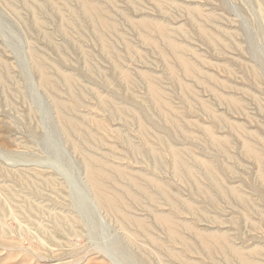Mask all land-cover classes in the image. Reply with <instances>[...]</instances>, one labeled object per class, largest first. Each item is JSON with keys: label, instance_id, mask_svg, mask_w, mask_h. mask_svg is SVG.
I'll return each instance as SVG.
<instances>
[{"label": "rangeland", "instance_id": "rangeland-1", "mask_svg": "<svg viewBox=\"0 0 264 264\" xmlns=\"http://www.w3.org/2000/svg\"><path fill=\"white\" fill-rule=\"evenodd\" d=\"M1 1H7V2H4L2 4ZM1 1H0V56L3 59H5L7 61V63L9 64V68H10L11 73L15 79L14 81H16V82H13V81L10 82L9 80H5L4 83H7V84L8 83L9 84L14 83L17 85L16 87L19 90L15 89L16 92H14V91H11L9 89H7V90L6 89H0V197H1L0 198V210L2 208L6 211L5 214L9 213L7 215L4 214L1 216L0 264H163L165 262H167V263L171 262L170 264H175V262L173 260H171L170 257L165 256L164 253H162V251L156 249L157 254L159 256L158 258L160 260L162 259L161 261L163 262V263H159V261H158L159 259H157V255L155 256L156 251L152 247H149V249H153L154 256H153V254L150 255L147 252H145V253L139 252L137 248H138V245L144 241L143 239H141L142 237L139 236L140 237L139 240H135V239H133V237H129V235L124 230L118 228L115 224H113L107 220H105L104 221L105 223L102 224L103 219L97 214V212L95 213V211L92 209V205H91L92 204L91 203L92 202V195H91V193H89L90 189L88 188L89 186H88L87 182H85L86 181L85 180L86 179V175H85L86 173H84L85 172V166H84L85 164H83L84 162H83L82 158L80 157V155L78 153H76L75 150L72 149L73 148L72 145H70L69 141H67L68 139H67L66 135H64V132L61 130L62 129L61 127H63V126H61L62 124L58 125L59 121H58V117L56 115L57 113L55 112V110L53 111L54 104H53V101H52L50 95H48L45 92V90L41 88L39 82L37 81L38 79H37L36 75L31 73V70L29 69V65L27 63H29L30 58L27 56L30 54L29 53L30 51H28V49H34L36 52L41 54V57L44 56L45 62H47L49 64L48 61H50V63L53 64L52 68L54 69V71L56 73L53 72L52 68H50V70H51L50 74L53 73V78H54L53 80H54V83L56 84V86L58 88V94H56V96H58V98H61L63 100L69 101V103H72V102L74 103L75 102L74 96L76 95L77 97H79V99H77V97H76V101H78V100L81 101V102H79V101L78 102L83 103L84 107L86 104L89 106L91 105L90 107H92V106L95 107V101L93 100V96H91L92 94L91 95L89 94V93H92L91 91H95V90H97V91L99 90L98 92L102 93V95H104V96H106L107 93L109 94L110 92H113V93L118 92L119 95H121L122 97L128 96V94L126 93L128 91V93L130 92L129 94H131V98L134 101V103H141L144 100L148 101V96H147L146 89H145L146 88L145 87L146 82L140 77V73H141L140 71H143V73H144V74L141 73V75H146V74L150 75V73H151L152 76L150 75V79L155 80V82H154V80L153 81L150 80L151 83L153 82L152 84H154V83L158 84V86H156V87L159 90L161 89L160 90L161 92L158 90L160 92V94L162 92L165 93V94L162 93L165 96L161 94V97L164 98L163 100L166 103H168L166 105L168 106L169 104L173 103L171 105V107L174 106L172 108L173 111L175 113L178 111V113L177 114H175L174 112L171 113L170 111H172V110H170V108H171L170 106L168 107L169 109L168 108L164 109V107H166V106L162 107L161 111L164 109L163 112L164 111L166 112V114L168 115V119H170L172 117L171 118L172 120H174V119L177 120L178 125H181V128H182V130H181V132H179V134H177V133L172 134L171 133L169 136L168 135L165 136V138L169 137V139H170V140H168L169 142H172V144L174 143L173 145L174 146L176 145L175 147H177V148L179 147L178 148L179 150L186 152L185 158L188 159V157H189L188 161L190 160L189 161L190 164L192 163L193 165H195V162H196L197 166H198L197 170L200 171V173H201V167L198 164H200L202 161L203 162L206 161V163H209L210 165H212L211 168H213V169H212L211 173H212L213 177L218 178L220 176L218 178V180L216 178L217 182L221 178V180L219 181L220 186H223L224 188L227 186H230V187H233L234 189H236L239 194H243L245 192L244 194L247 195V197L244 194L242 195L244 198L246 197L245 199L248 202V205H246L244 207H241L240 205H238V203L233 201V199H229V202L220 199L218 207L221 210V212L219 211L217 213H213V211H211L212 215L216 216L217 219L219 220V222H222V224L219 226V228L224 230V231L229 229V231H227V233L229 232L228 233V236H229L228 239L229 240L231 239V241H234L235 244L238 243V241L240 240L238 244L240 246H243L242 243L247 244V245L244 244L245 248H249L248 246L250 244H251V246L252 245L255 246V243H258L259 245L261 244L260 247L263 250L262 253H263V257H264V226H263L264 222L261 220V217H264V213H263L264 212V187H263L264 186V181H263L264 180V173H263V171H264V158H263V156H264V149H263L264 148V32H263L264 27L263 26L264 25H261V24H264V0H219V1L218 0H172L171 2H170V0H166V2L168 1L171 4H173L174 6H176V8L179 7L178 9H180V10L176 9L175 7H172L173 5H171L170 3L166 4L165 1H164L165 2V4H164L163 0L162 1L157 0V2H156V0H154V2L152 0L151 1L150 0L149 1L148 0H131V1L128 0L131 3H128L127 0H114V1H116L115 4H114L113 0H110L113 2L114 5L112 4V2H110L108 0L107 1L102 0V2H101L102 4L103 3H106V5L109 3L112 4V5L109 4L112 7L107 5L109 7V10H111L110 17L108 16L107 21H110L111 26L115 25V23H114L115 21L118 22V23L116 22V25L114 27H111L109 29L106 27V29H108L107 30L108 34H107V31H105L106 29L104 30L103 27L100 28L98 26V28H100L98 32L100 34H101V32H103L100 35V36H102L101 41L103 40V42H104V38H105V40L108 39L107 41H109V42L106 41L107 43L104 42V43H106L105 45H107V46L110 45V47H108V51L111 52L109 56L105 55L106 52L108 53V51H106V50H105L106 52L101 51L100 45L102 42L99 39L95 40L93 38L92 30L91 29L89 30V27H87L85 24H82L83 27L80 26L83 29L82 30L79 27V25H81L80 23H78V25L75 24L78 27H74L72 25L73 24L72 21L69 20V18H67V17H65L66 19L64 18L63 20L66 23L70 21V23H72V24H66L60 18L58 19L56 14H55L56 17H52V16L49 17V15L47 17L42 15L43 16L42 17L41 15H38L39 17H37L36 19L39 21H36V22L41 23L39 25L45 24V25H43L45 27V29H42V31H43V33H45V32L48 33V31H49L50 39H51L50 42L51 41L54 42V43H52V46H51L50 42L48 43V42H44V40H42V38H41L42 36H40V34L36 35L35 34L36 32L34 30L26 27L24 22H26V21L28 22L29 18L23 12H20V14L16 13V15H15V12L12 9H9V10L7 9V7L11 8L12 5H13V7L20 8L21 3L14 2V1L11 2L8 0H1ZM134 1L135 2L137 1V3H135ZM158 1H160V2H158ZM151 2H153V3H151ZM155 2L158 4L160 3L159 4L160 6H161V4L162 5L164 4L163 5L164 9L163 8L161 9L160 6H158V4H156ZM172 2H174L175 4ZM177 2L178 3L180 2L181 4L178 5ZM11 3H13V4H11ZM50 3H52V2H50ZM53 3H54V0H53ZM182 3H184V4H182ZM185 3H186V5H185ZM3 5H6V6H3ZM167 5L169 6L168 8H167ZM115 6H117L118 9H120L122 11L116 10L117 7H115ZM186 6L188 8L190 7V9H186L187 8ZM184 7H186V8H184ZM165 8L169 9V10H167L169 15H168V13H166ZM170 8H171V10H170ZM182 8H184V10ZM201 9H203L202 13H201ZM112 10H114L115 13H113L114 11H112ZM157 10L159 11V14H158ZM174 10H176V11H174ZM186 10H189V11L187 12ZM195 10L197 12H195ZM177 11H179V12H177ZM198 11L200 13L199 16H197ZM123 12H124V15H121V14H123ZM184 12L186 15L184 14ZM11 13L14 15H12ZM145 14L148 17L150 16L149 17L151 19L150 21L156 20V22H158L160 25L162 23V28H163V26L165 28V29H163L164 32L159 34L160 31L158 30L159 31V33H158V31L154 30L155 27L153 25H148L146 27L145 26H143V27L139 26L141 28V30H140L138 28L137 24L139 25V23L141 21H143V20L145 21L146 19H147V21H149V18H147L145 16ZM188 14H190V16H188ZM194 14H196V17H198V18L195 17V22H194V16H195ZM201 15L203 17H201ZM123 16H125V17L128 16V17H126V18L124 17V19H123ZM191 16H193V19L191 18ZM224 16H226V17H224ZM111 17L113 19H111ZM139 17L142 19H140ZM145 17H146V19H145ZM154 17H155V19H154ZM212 17H214L213 18L214 21L212 20ZM216 17L217 18L219 17V18L215 19ZM41 18L43 20H41ZM128 18H130V20L136 19L135 21H137L138 23L133 22V21H130V23H129V21H127ZM157 18H158V21H157ZM108 19H111V20H108ZM230 19L233 22H231ZM45 20H47V21H45ZM58 20H59V22H58ZM125 20H126L127 24L125 23ZM219 20H221L223 22H219ZM228 20H230L229 21L230 23L228 22ZM61 21H63V22H61ZM131 22L135 23L134 25H135V27L137 26V28H136L137 30L134 28L132 31L133 27H132ZM164 22H166V25ZM20 23H21V25H20ZM22 23H23V25H22ZM60 23L61 24L63 23L65 25V27H64V25H61ZM57 24H58V26L60 25V26H63L65 28L62 31H60L62 33L58 32L60 26L58 27ZM203 24H204V27L207 28V30L205 32L211 31L213 33V34L211 33L212 35L210 34L211 35L210 39H212L216 42V43H214L215 52H219L220 54L219 53L215 54L213 46H211L210 43L208 44V41H206L208 39H205L206 36L203 33L204 31H202L204 29L202 27ZM66 25H68V26H66ZM160 25H159V27H161ZM197 25H200V30H198L199 27ZM217 25H218V27H217ZM56 26L58 27V29ZM221 26L224 27V28H222V30L226 29L227 33L226 32L224 33V31H222V30L221 31L217 30L218 28L221 29ZM24 27L26 30L24 29ZM130 27H131V29H129ZM147 27H149V30ZM195 27L197 29H195ZM98 28H96V29H98ZM112 28L115 29L114 33L112 32V31H114V30H112ZM144 28L147 29L148 31L145 30ZM68 29H69V31H68ZM44 30H45V32H44ZM100 30H101V32H100ZM134 30H135V32H134ZM228 30H229V32H228ZM232 30H233V33H232ZM42 31H41V34H42ZM104 31L106 32L105 34H104ZM149 31L152 33L155 31L153 33V38L152 37L151 38H152V40H154V39H155V41L157 40L159 42L158 43L156 41L158 43V45L154 41L151 42L150 35L152 33H150ZM67 32H70V34L72 36L68 35L69 33H67ZM118 32L121 35L117 34ZM201 32L204 34V36H202ZM49 33H48V35H49ZM140 33L142 35L144 34L143 36L146 37L145 40L140 39L142 37L140 35ZM146 33H147V35H146ZM157 33H158V35H157ZM76 34H77V36H76ZM122 34L125 37H123ZM168 34H170V35H168ZM214 34H216V35L218 34L217 35L218 37ZM160 35H162V38ZM166 35H168L169 38H167L168 36H166ZM229 35H230V38L228 37ZM68 36L70 37V39ZM121 36H122V38H121ZM224 36H225V38H224ZM239 36H241V37H239ZM71 37L73 39L75 38V40H77L78 42H74L75 40L73 41V39ZM82 37H83V39H82ZM156 37L160 38V41ZM211 37H213V38H211ZM149 38H150V41H147V40H149ZM180 38H181V41H180ZM207 38H209V34L207 35ZM183 39H185V40H183ZM162 40H164V41H162ZM166 40L173 41L179 48L181 47V50L184 53L186 52V54H184L181 50H179L177 55L179 54L180 57L182 56L181 57L182 59H184V57H186L185 59L188 62H186L185 59H184V61L187 64H189V66H190L189 71L192 69L190 71V73L185 74L184 70L180 67V65H178L179 64L178 61L175 59V57L171 53V51L166 47V43H165ZM176 40H177V42H176ZM231 40H232V42H231ZM62 41H63V43H62ZM121 41L122 42L124 41L127 43L125 44V43H122ZM146 41L148 42L147 44H146ZM113 42H115V43H113ZM143 42H145V44ZM108 43H110V44H108ZM128 43H129V46L131 45V48H128V50H127V47H125V46H127ZM160 43L163 44L162 46L165 50L161 47ZM238 44L240 46H238ZM34 45L36 46V48ZM152 45H155L156 47H159L162 51H164L163 53L165 54V56L163 54L160 55L161 50H159L158 48H155V46L152 47ZM217 45L218 46L221 45L224 47L226 46V48L223 47L225 49L224 50L222 47L218 48ZM234 45L236 48L234 47ZM75 46H77V47H75ZM80 46H81V48H80ZM29 47H33V48H29ZM77 48H78V51H77ZM114 48H116L117 50ZM82 49H84V50H82ZM85 49H87L88 51H86ZM216 49H218V50H216ZM228 49H231V50H228ZM132 50H134L135 52L132 53ZM191 50H192V52H191ZM212 50H213V52H211ZM84 51L88 52V53L85 54ZM166 51L168 52V54ZM155 52L156 53L158 52V53L155 54ZM223 53L224 54L226 53V54L224 55ZM63 55H65L69 60L66 57H64ZM87 55H88V57L90 56L91 60H90V58L85 59V56L87 57ZM125 55H126V57H125ZM185 55H187V56H185ZM197 55H199V56H197ZM92 56H94V57H92ZM111 56H113L112 59H111ZM167 56L169 59L166 58ZM114 57L117 58V60H115ZM236 57L239 60L235 59ZM82 58L85 60V62H84V60H81ZM93 58H95V59H93ZM198 58L200 59V61ZM201 58H202V60L206 59L205 60L206 64H204L205 61H201ZM63 59H65V60H63ZM113 60H115V62H113ZM209 60L211 62L207 63V61H209ZM9 61H10V63H9ZM70 61H72V62H70ZM160 61H162V63ZM169 61H170V63H169ZM202 62H203V64H202ZM86 63L89 64L88 67H87ZM115 63H117V64H115ZM220 63H222V64H220ZM223 63H225V64H223ZM249 63L256 64V65H253V67H252V65ZM85 64H86V66H85ZM147 64H149V65H147ZM208 64H210V65H208ZM93 65H95V66H93ZM116 65H118V66H116ZM169 65L171 67H169ZM197 65H199L200 67ZM249 65H251V67ZM54 66L58 67V69H60V70H57V68H54ZM178 66H179V68H178ZM192 66L194 67V69ZM118 67H122V68L119 69ZM174 67L176 70L174 69ZM169 69H171V71H173V74H174L173 77L170 75ZM180 69H182L184 74L181 73L182 71ZM127 70L129 71L128 72L129 75L127 74ZM203 70L205 72H203ZM58 71H59V73H61V72L66 73V71L69 72V74L68 73L67 74L70 75L73 80H75V81L72 80L74 82V84L76 85L74 87L72 86L73 89L75 90V91L73 90L74 96L73 95L71 96L72 99L71 98L69 99V97L65 94L64 86L66 84L62 83L63 80L60 79L61 77L56 76V74L58 75ZM96 71H98V72H96ZM100 71H102L103 73ZM121 71H123V72L125 71L123 74L124 75L126 74L129 78V80H127V84L131 83V85H132L134 83L132 85V87H130L131 85L129 87L126 86L125 83L122 81L121 76L123 74ZM144 71H146V72H144ZM175 71L177 74L174 73ZM195 71H196V73H195ZM198 71H199V73H197ZM249 71H250V74H249ZM90 72H92L93 74ZM191 72L195 75L191 74ZM200 72L202 73L201 74L202 76L200 75ZM83 73L86 74V77H83V75H82ZM251 73L255 76V78L257 77L258 80L255 79ZM101 75H103L104 78ZM192 75L194 76V78L193 77L192 78L195 80L196 84L193 82L194 80H192V82L190 81V79H192V78H190ZM130 76L133 77L132 80L135 79L136 81L135 80L132 81ZM169 76H171V78ZM186 76L189 78H187ZM200 76H201V78H200ZM174 77H176V78H174ZM198 77L200 78V81H199ZM252 77H253V79H252ZM207 78H209V79H207ZM86 79H94V82H92V84L90 82L87 83ZM108 79H112L113 83H111L107 87V89L102 88V87H100L98 89L97 85L99 83L104 82V81L106 82ZM119 79H121V82ZM159 79L162 80L163 82L159 81ZM202 79H203V81H202ZM176 80H177V83H178V81H180L183 86L180 87L178 85H175V84H177ZM261 80H263V82ZM36 81L38 83H36ZM160 82H161V84H160ZM204 82L206 84H203ZM78 83H80V84H78ZM197 83H198V85H197ZM83 84H85L86 86L85 85L83 86ZM137 84H139V85H137ZM157 84H155V85H157ZM188 84L191 86L190 88H189ZM224 84H226V86ZM140 85H141V87H140ZM160 85H161V87H160ZM162 85H163V87H162ZM194 85H197V87ZM82 86L85 89H83ZM172 86H173V89H172ZM75 87H76V89H75ZM185 87H188L189 90H191V88L193 87L192 89H194V90L189 91V90L185 89V91H183ZM241 87H243V89ZM12 88L14 89L15 87H12ZM21 88H22V90H21ZM177 88H178V90H177ZM215 88H216V91H213ZM244 88L247 89V92L244 91L245 90ZM218 89H220V90L223 89V90L219 91ZM81 90L84 92V94L87 96V98L85 96L83 97L82 92H81V95H79L80 94L79 91H81ZM7 91H9L12 95ZM180 91L182 92V98L180 97V94H181ZM186 91L189 93L191 92V93L190 94L186 93ZM196 91H198L199 93ZM210 91H212L213 93L215 92V93L213 94ZM144 92H145V94H144ZM183 92L185 93L186 97L188 96L187 97L188 99L192 96L191 98H194V100L190 98L189 99L191 101L190 102L184 96ZM192 92H194V93H192ZM218 92H221V93L219 94ZM14 93H15V95H14ZM177 93H180V94L177 95ZM19 94H20V96H19ZM186 94H188V95H186ZM215 94L216 95L218 94V96H215ZM88 95H89V97H88ZM80 96H82L85 100L82 99V97H80ZM211 96H212V98H210ZM226 96H227V98H225V100H223L224 99L223 97H226ZM228 96H229V99H228ZM53 97H55V96H52V98ZM178 97H180L181 99ZM199 97L201 98L202 102L206 104L205 107L208 106L206 108H207L208 112L210 111L209 113H207V111L204 112V110L202 109L203 103H199V102H201ZM219 98H220V101H222V102L219 101ZM232 98L233 99L235 98V101L232 102V100H233ZM21 99H22V102H21ZM24 99H25V101H27V103L24 101ZM139 99H141V100H139ZM167 99H168V101H167ZM182 99H184V100H182ZM227 99H228V101L231 100V103L227 102ZM185 101H187L189 103L187 104V102H185ZM226 103L229 104L230 109H228L229 106ZM236 103H239V104L236 105ZM241 103H243L244 106ZM13 104L15 106H13ZM181 105L183 108L181 107ZM188 105H189L190 109H188L186 107ZM193 105H194V107H193ZM234 105H236V106L241 105L240 108H242V111L239 110V106L237 108ZM52 106H53V108H52ZM89 106H87V108H89ZM145 106H146L147 110L149 111L150 116H152V119H154L153 121L156 124L162 125V126L166 127L167 129H170V126L168 127L167 123H165V121H164L165 124L163 123L161 115L157 114L159 112L155 110L154 106L151 105L150 102H145ZM196 106L201 111H199L196 108ZM79 107H81V106H79ZM79 107H77V108H79ZM231 107L233 109H231ZM235 107L237 110H235ZM31 109H33V110H31ZM188 110H190V111H188ZM243 110H245V111L243 112ZM30 111H31V114H30ZM78 111L79 112H77V110L75 112L74 111L68 112V114L70 116L73 115L72 117L78 121L77 125L78 124L79 125L76 127V129L79 128L78 130L83 131V132L89 131L91 134L93 133V135L96 132V135L93 136L94 138H95V136H96V138L97 137L98 138H104V135L102 136L101 132L98 133L97 130L94 129L93 125L95 122H98L99 124H106L105 123L106 116L103 113L96 111V110H92V111H90L91 112L90 113L88 111V109H85L83 107L79 108ZM211 113L214 115L215 118H218V123H217V119L214 120V117ZM91 115H93V116H91ZM177 115L179 116V118ZM226 117L228 118L229 122H227V120H225ZM219 119H220V122H219ZM34 120L36 123L34 122ZM94 120H95V122H94ZM188 120L192 121V122L190 123ZM230 120L232 121V123H230L231 122ZM182 121H185V122H182ZM166 122H168V121H166ZM233 122L237 125H234ZM181 123H184V124H181ZM189 123H190V125H189ZM35 124L38 125V128L40 127L38 129V132L42 137V139H41L42 142L37 143V144H34L30 141V138L27 134V129H26L27 127L35 126ZM89 124H90V126H89ZM200 124H201L202 128H201ZM239 124H240V128L238 127ZM83 125L86 126L85 127L86 130H84L85 128ZM116 125H118V124H116ZM184 125H186V126L183 127ZM229 125H231L232 127ZM203 126L206 128V130L203 129L204 128ZM235 126H236V129H234ZM89 127H90V129H89ZM208 127H210V128H208ZM130 129H132V130H129V132H131L130 134L134 135L135 141L138 140L137 139L138 136L136 135L137 134L136 133L137 127L134 125V126H131ZM242 129L243 130L245 129L246 131H242ZM185 130H188V131L185 132ZM195 130H197V131H195ZM201 131H202V133H200ZM205 131L207 132V134ZM213 131L215 133H213ZM134 132H135V134H134ZM181 133L182 134L184 133L186 135V137L182 136ZM244 133H245V135L247 133V135L244 136ZM152 134L154 135L153 132H152ZM195 135H198V137H194ZM210 136L218 138V139L220 137H223L224 139L221 140V138H220L218 144H219V147H222V148L224 147V149H227V150H224L222 148L219 149L218 144H214L216 147L213 146L212 145L213 143L211 142V140H208V139H211ZM85 138H86L87 143L79 141L76 138V135L74 133L70 134V139L75 143V145H78L79 147L84 146L83 148L87 152L88 151H90L92 153L96 152L95 154L97 156H100V157H104V154L109 152V149L111 148V144L115 143V142H113V140L111 138L105 137V139H104L105 143L104 144H106V145H104V147L101 146L99 151H95L94 148H98L99 147V146H97L98 144H96L93 141V138L92 139L90 137L89 138L85 137ZM193 138L194 139L196 138V140H193ZM198 138H200V139H198ZM226 138L228 140H226ZM190 139H192V140H190ZM154 140H155L154 138L151 139V141H154ZM195 141H198L200 143L195 142ZM249 141L250 142L252 141V143H250ZM253 141H255V143ZM203 143H205L206 146L209 144L210 147L209 146H207L209 148L204 147L205 144L203 145ZM244 143L249 144L251 146L252 150L254 149L253 155L259 156V151H260V153L263 155L262 156L260 154V156H262V157L259 156L260 158H263L262 161H260V159H256V161H255V159H253L251 156L252 154L251 155L249 154V157H248V154H246L244 152V149H243ZM253 143L257 147L255 145H253ZM107 144H108V147H107ZM240 144L242 147L240 146ZM115 145H116V147L119 146V147H117L115 153L121 154V152H119L120 148H121L120 145H118V144H115ZM181 146H183V148ZM262 146H263V148H262ZM91 147L93 149H91ZM154 148L158 149V146H156V147L154 146ZM203 148H204V150H203ZM208 149H210V150H208ZM242 151L244 153H242ZM103 152H105V153H103ZM225 152H227L228 154L227 153L225 154ZM190 155H192V156H190ZM162 158H163L165 164H168V162L170 163V160H169L170 158L165 151L162 153ZM191 159H193V160L195 159V161H193ZM201 159H202V161L200 162ZM251 159H253V160H251ZM107 160L113 162L114 164L123 165L124 167L127 168L128 171L132 169L131 170L132 172H138V171L143 172L144 171V172L151 173V171L149 170L150 168L148 167L147 162L144 165V162L141 163L139 161V163L136 164L135 162L133 163V161L130 162V161H127L124 159H120V160H123V161H120V160H118V158L113 159V160H111V159H107ZM198 160H199V162H197ZM125 162H127V163H125ZM221 162H223V163H221ZM224 163H225V166L227 165V169L224 168L225 167ZM146 166H147V169L145 168ZM21 167L23 169L24 168L25 169L26 168L35 169L36 171H38L44 175H52L55 178L56 191H54V193L52 194V197L49 200L44 198V196H42L41 198H38V199L36 198L35 199L36 205H38V206L40 205L39 208L41 207V209H43V210L49 209L50 213L51 214L54 213V215H61V213H60L61 211L67 210L66 212L68 214H72L73 216L78 217L79 221L83 220L80 222L82 233L79 236L67 237V236H63V235L58 234V233H54V237H52L48 234L41 233L39 231V226L37 225V222H35L33 220L27 221V220L22 219L20 217V214L22 211L17 209L18 207L15 206L13 203H7L6 202L7 199H5V198H7V197H5V196H7L8 193L5 190H3V188H6L4 186L7 184L5 182V178H6V176H8L7 174H14V171L16 173L17 170H19V168L21 170L22 169ZM139 168H140V170H138ZM142 169H143V171H142ZM224 169L228 170L229 173L227 171H225ZM3 170L6 172H4ZM232 170H234V171H232ZM261 170H262V174H261ZM164 171H162V173L164 172L163 175H162V173H156V172H154L152 174L157 175V177H160L164 182L168 181L169 183L173 184L174 180H173L170 172L168 170H164ZM255 171L259 172L260 174L256 173ZM199 175H200V177H198ZM199 175H197V178H196L197 183L200 184L201 186L204 183L207 184L206 179L201 178L202 175H204V174H202V175L199 174ZM215 175H216V177H215ZM255 177L256 178L259 177V179L261 177L262 180L256 179ZM202 179L205 182H203ZM222 181L224 182V184ZM57 182H58V184H57ZM3 184H5V185H3ZM179 186H180L179 188H180L182 195L184 197L185 196L189 197L187 185L180 184ZM204 187L207 188L208 184L204 185ZM58 189H60V190H58ZM1 191L4 194H2ZM249 196H252V197H249ZM2 199H3L4 203H3ZM230 200H231V203H230ZM221 201H223V202H221ZM193 202H195L196 204L200 203V205H201L202 204V198L200 197V199H197ZM234 202H235V204H234ZM247 202H246V204H247ZM251 202H253V203H251ZM254 202L257 204V206ZM2 203L4 204V206ZM6 204L8 207H6ZM220 204H222V205H220ZM233 205H234V207H233ZM248 206H249V208H251L252 211L250 209L246 210L248 208ZM230 207H233V208L231 209ZM256 208H259L260 210L259 209L255 210ZM240 210L243 211L244 214ZM51 211H53V212H51ZM56 211H58V212H56ZM256 211L258 214L257 216H256ZM258 211H260V212H258ZM262 213H263V216H262ZM1 214H2V210H1ZM260 215H261V217H260ZM229 216H233V222L231 221L232 219H229V218H231ZM2 219H4V221ZM100 219H101V221H100ZM234 219H235V222H234ZM251 219H253V221ZM34 220H36V219H34ZM250 220H251V223H250ZM254 220H256V221H254ZM90 222H91V224H90ZM259 224L261 227L257 226ZM261 224H263V225H261ZM199 227L204 228V229H209L210 227H211L210 229H213V227L218 228L217 225L211 226L208 223H206V224L202 223L199 225ZM253 227H254V229H252ZM257 228L259 230H255ZM261 228H262V230H261ZM124 233H126V234H124ZM155 235L158 236L159 234L156 233ZM185 236L191 239V237H189L187 235H185ZM130 238H132V239H130ZM131 240H133L134 243H132ZM138 242H140V243H138ZM144 242L146 244V241H144ZM135 244H138V245H135ZM159 253H161V254H159ZM162 254L164 257H166V261L162 257ZM160 256L162 258H160ZM168 259H170L171 261ZM262 260L264 261V258ZM172 261H173V263H172Z\"/></svg>", "mask_w": 264, "mask_h": 264}, {"label": "bare ground", "instance_id": "bare-ground-1", "mask_svg": "<svg viewBox=\"0 0 264 264\" xmlns=\"http://www.w3.org/2000/svg\"><path fill=\"white\" fill-rule=\"evenodd\" d=\"M1 1V0H0ZM8 1H14V2H19L21 3L20 5V8H16V7H13V5L11 6V8L7 7V9H12L14 12H15V15L16 13H19L20 12H23L28 18H29V21L27 22H24L26 27L29 28V29H32L34 30L37 34H40V36H42V40H44V42H50V33L48 35L47 32H44L42 31V29H45V27L43 25H39L41 23H37L36 21H39L37 20L36 18L39 17L38 15H43V16H48L49 17H58V19L60 18L61 20H63L65 17L69 18V20L72 21V23L69 22H64L66 24H72L74 27H78L76 26L75 24L78 25V23H80L82 26V24H85L87 27H89V30L91 29L92 30V34H93V38L96 40V39H99L101 41V37L100 36L103 32H101V34L98 32L99 29L101 27L104 28V30L106 29V27L109 29L111 27H114L116 25V22L115 21V25L114 26H111L110 25V21H107V18L108 16L110 17V14H111V10H109V7L107 5L111 4H107L106 3H101L102 0H54V3H53V0H8ZM107 1V0H106ZM110 1V0H108ZM114 1V0H113ZM128 1V0H127ZM126 1V2H127ZM131 1V0H130ZM130 1H128V3H131ZM149 1V0H148ZM151 1V0H150ZM154 2V0H152ZM162 1V0H161ZM166 0H163V3L165 4ZM172 0H170L171 2ZM219 1V0H218ZM2 4L4 2H7V1H1ZM52 2V3H50ZM112 2V1H110ZM116 1H114V4H115ZM135 2V1H134ZM151 2V3H153ZM157 2V0H156ZM155 2V3H156ZM160 2V1H158ZM170 2H166L167 3H170ZM133 3V2H132ZM137 3V1L135 2ZM174 3V2H172ZM178 3V2H177ZM1 4V5H2ZM7 4V3H6ZM13 4V3H11ZM113 4V2H112ZM111 4V5H112ZM113 4V5H114ZM158 4V3H156ZM160 4V3H159ZM158 4V6H160ZM163 4V5H164ZM171 4V3H170ZM175 4V3H174ZM181 4L180 2L178 3V5ZM184 4V3H182ZM222 4V3H221ZM8 5V4H7ZM131 5V4H130ZM138 5V4H137ZM161 4L160 8L164 9V6ZM169 5V4H168ZM167 5V8L169 7ZM173 5V4H171ZM186 5V3H185ZM3 6H6V5H3ZM10 6V5H9ZM110 6V5H109ZM132 6V5H131ZM163 6V7H162ZM166 6V5H165ZM182 6V5H181ZM18 7V6H17ZM112 7V6H110ZM117 7V6H115ZM136 7V6H135ZM172 7H175L176 6H172ZM187 7V6H186ZM184 7V8H186ZM6 8V7H5ZM159 8V9H160ZM179 7H177L176 9H178ZM181 8V7H180ZM184 8H182L184 10ZM111 9V8H110ZM166 9V8H165ZM186 9H190V7L186 8ZM116 10H120L118 9V7L116 8ZM167 10L169 9H166V13ZM171 10V8H170ZM180 10V9H178ZM202 10L201 9V13H202ZM11 11V10H10ZM114 11V10H112ZM122 11V10H120ZM132 11V10H131ZM141 11V10H140ZM139 11V12H140ZM158 11V10H157ZM176 11V10H174ZM187 12L189 10H186ZM194 11V10H193ZM206 11V10H205ZM211 11V10H210ZM12 12V11H11ZM179 12V11H177ZM176 12V13H177ZM182 12V11H181ZM195 12H197L195 10ZM212 12V11H211ZM10 13V12H9ZM115 13V11L113 12ZM117 13V12H116ZM122 13V12H121ZM133 13V12H132ZM164 13V12H163ZM175 13V12H174ZM204 13V12H203ZM12 14V13H11ZM56 14V15H55ZM158 14H159V11H158ZM161 14V13H160ZM171 14V13H170ZM185 14V12H184ZM208 14V13H207ZM214 14V13H213ZM222 14V13H221ZM14 15V14H12ZM121 15H124V12L123 14ZM166 15V14H165ZM169 15V13H168ZM186 15V14H185ZM194 22H195V17H196V14H194ZM200 13L198 11V14L197 16H199ZM205 15V14H204ZM42 16V17H43ZM145 16L147 18H149L146 14ZM172 16V15H171ZM188 16H190V14H188ZM221 16V15H220ZM113 17V16H112ZM111 17V19H113ZM122 17V16H121ZM125 16H123V19H124ZM128 17V16H126ZM125 17V18H126ZM145 17V19H146ZM174 17V16H173ZM181 17V16H180ZM201 17H203L201 15ZM215 17V16H214ZM212 17V20L213 18ZM223 17V16H222ZM226 17V16H224ZM140 18V17H139ZM138 18V19H139ZM191 18L193 19V16H191ZM198 18V17H196ZM219 18V17H218ZM217 17L215 19H218ZM18 19V18H17ZM53 19V18H52ZM66 19V18H65ZM111 19H108V20H111ZM142 19V18H140ZM153 19V18H152ZM155 19V17H154ZM153 19V20H154ZM173 19V18H172ZM207 19V18H206ZM221 19V18H220ZM24 20V19H23ZM41 20H43L41 18ZM40 20V21H41ZM68 20V19H67ZM136 20V19H135ZM134 19L130 20V18H128L127 21H133V22H137L135 21ZM151 19L149 18V21H147V19L144 21H141L139 23V25L137 24L138 28L141 30V26H148V25H153L155 27L154 30L158 31L159 34H161L162 32H164L163 28H162V23L161 25L156 22V20L154 21H150ZM161 20V19H160ZM223 20V19H222ZM231 20V19H230ZM228 20V22L230 21ZM47 21V20H45ZM44 21V22H45ZM61 21V22H63ZM113 21V20H112ZM111 21V22H112ZM157 21H158V18H157ZM164 21V20H163ZM190 21V20H189ZM200 21V20H199ZM214 21V20H213ZM217 21V20H216ZM59 22V20H58ZM124 22V21H123ZM132 23V31L133 29L137 28V26L135 27V23ZM169 22V21H168ZM192 22V21H191ZM190 22V23H191ZM201 22V21H200ZM207 22V21H206ZM219 22H223L221 20H219ZM227 22V21H226ZM231 22H233L231 20ZM43 23V22H42ZM46 23V22H45ZM113 23V22H112ZM111 23V24H112ZM118 23V22H117ZM125 23H126V20H125ZM165 25H166V22H164ZM197 23V22H196ZM211 23V22H210ZM216 23V22H215ZM230 23V22H229ZM61 24V23H60ZM127 24V23H126ZM161 27H159V25ZM198 24V23H197ZM201 24V23H200ZM205 24V23H204ZM204 24L202 25V28L204 31L203 33L205 34L206 38L205 39H208L206 41H208V44L210 43L211 46H213L214 48V43H216L214 40L210 39V36L213 34L211 31H207V28L204 27ZM207 24V23H206ZM21 25V23H20ZM23 25V23H22ZM61 25H64L63 23ZM113 25V24H112ZM122 25V24H121ZM120 25V26H121ZM131 25V24H130ZM211 25V24H210ZM261 25H264V24H261ZM48 26V25H47ZM58 26V24H57ZM56 26V27H57ZM60 26V25H59ZM58 26V27H59ZM68 26V25H66ZM98 26L100 28H98ZM140 26V27H139ZM199 28L198 30H200V25H197ZM212 26V25H211ZM23 27V26H22ZM57 27V29H58ZM65 27V25H64ZM63 26H60L59 27V30L58 32L62 31L63 29H65ZM83 27V26H82ZM117 27V26H116ZM151 27V26H150ZM182 27V26H181ZM216 27V26H215ZM218 27V25H217ZM264 27V26H263ZM67 28V27H66ZM69 28V27H68ZM71 28V27H70ZM86 28V27H85ZM98 28V29H96ZM148 30H149V27H147ZM153 28V27H152ZM179 28V27H178ZM222 27L221 26V29H217V30H222ZM226 28V27H225ZM25 29V27H24ZM74 29V28H73ZM80 29H82L80 27ZM108 29H106L105 31H107ZM131 29V27L129 28ZM145 29V28H144ZM151 29V28H150ZM182 29V28H181ZM195 29H197L195 27ZM26 30V29H25ZM71 30V29H70ZM83 30V29H82ZM103 30V29H102ZM111 30V29H110ZM112 31L113 33L115 32V29L112 28ZM137 30V29H136ZM143 30V29H142ZM147 30V29H145ZM147 30V31H148ZM187 30V29H186ZM211 30V29H210ZM263 30V29H262ZM41 31H42V34H41ZM55 31V30H54ZM67 31V30H66ZM69 31V29H68ZM74 31V30H73ZM104 31V34L106 33ZM144 31V30H143ZM142 31V32H143ZM174 31V30H173ZM179 31V30H178ZM219 31V32H220ZM224 31V33L226 31V29L222 30ZM231 31V30H230ZM30 32V31H29ZM64 32V31H63ZM76 32V31H75ZM135 32V30H134ZM137 32V31H136ZM150 32V31H149ZM155 32V31H154ZM153 32V33H154ZM198 32V31H197ZM209 32V33H208ZM229 32V30H228ZM235 32V31H234ZM264 32V30H263ZM56 33V32H55ZM62 33V32H60ZM59 33V34H60ZM69 33L68 35H71L70 32H67ZM148 33V32H147ZM146 33V35H147ZM152 33V32H150ZM153 33L150 35V38L152 37L153 38ZM157 33V35H158ZM182 33V32H181ZM199 33V32H198ZM202 33V32H201ZM200 33V34H201ZM202 33V36H204V34ZM209 34V38H207V35ZM212 33V34H211ZM221 33V32H220ZM232 33H233V30H232ZM236 33V32H235ZM234 33V34H235ZM65 34V33H64ZM79 34V33H78ZM107 34H108V31H107ZM119 34V32L117 33ZM211 34V35H210ZM233 34V35H234ZM52 35V34H51ZM88 35V34H87ZM116 35V34H115ZM121 35V34H119ZM140 36L141 38L140 39H144L145 40V36H143L141 33H140ZM148 35V36H149ZM156 35V34H155ZM156 35V36H157ZM170 35V34H168ZM166 35V36H168ZM216 35V34H214ZM218 35V34H217ZM216 35V36H217ZM228 35V34H227ZM67 36V35H66ZM72 36V35H71ZM77 36V34H76ZM82 36V35H81ZM89 36V35H88ZM104 36V35H103ZM107 36V35H106ZM105 36V37H106ZM112 36V35H111ZM123 36V34H122ZM121 36V38H122ZM147 36V37H148ZM161 38H162V35H160ZM179 36V35H178ZM53 37V36H52ZM69 37V36H68ZM67 37V38H68ZM79 37V36H78ZM84 37V36H83ZM82 37V39H83ZM125 37V36H123ZM144 37V38H143ZM173 37V36H172ZM214 37V36H213ZM211 37V38H213ZM218 37V36H217ZM223 37V36H222ZM221 37V38H222ZM230 38V35L228 36ZM241 37V36H239ZM40 38V39H41ZM72 38V37H71ZM89 38V37H88ZM119 38V37H118ZM150 38L149 40L147 41H150ZM151 38V42L154 41L155 43H157L154 40H152ZM157 38V37H156ZM169 38V36L167 37ZM171 38V37H170ZM179 38V37H178ZM216 38V37H215ZM225 38V36H224ZM227 38V37H226ZM70 39V37H69ZM73 39V38H72ZM71 39V40H72ZM91 39V38H90ZM120 39V38H119ZM148 39V38H147ZM159 39L160 41V38H157ZM165 39V38H164ZM75 40V38L73 39V41ZM108 39L105 40L104 38V42H106ZM172 40V39H171ZM169 41V40H166V47L171 51V53L174 55L175 59L178 61V65H180V67L184 70L185 74L187 73H190V66L189 64H187L186 62H188L184 57V59L186 60V62L184 61V59H182L180 57V55L178 53L179 50H181V47L179 48L173 41ZM185 40V39H183ZM222 40V39H221ZM226 40V39H225ZM230 40V39H229ZM85 41V40H84ZM98 41V40H97ZM120 41V40H119ZM146 41V44L148 43ZM164 41V40H162ZM161 41V42H162ZM175 41V40H174ZM180 41H181V38H180ZM205 41V40H204ZM74 42H78L77 40H75ZM101 51H108V47L107 45H105L106 43L103 42V40L101 41ZM122 42V41H121ZM129 42V41H128ZM139 42V41H138ZM177 42V40H176ZM218 42V41H217ZM232 42V40H231ZM250 42V41H249ZM35 43V42H34ZM51 43V46H52V43L54 42H50ZM63 43V41H62ZM82 43V42H81ZM115 43V42H113ZM122 43H127V42H122ZM142 43V42H141ZM145 44V42H143ZM154 43V44H155ZM159 43V42H158ZM157 43V45H158ZM238 43V42H237ZM236 43V44H237ZM73 44V43H72ZM110 44V43H108ZM112 44V43H111ZM219 44V43H218ZM234 44V43H233ZM240 44V43H239ZM238 44V46H240ZM251 44V43H250ZM26 45V44H25ZM36 45V44H35ZM34 45V46H35ZM62 45V44H61ZM80 45V44H79ZM98 45V46H99ZM143 45V44H142ZM151 45V44H150ZM161 47L163 48V44L160 43ZM216 45V44H215ZM155 45H152V47H154ZM54 47V46H53ZM77 47V46H75ZM127 50L128 48H131V45L129 46V43L127 44ZM124 47V48H125ZM147 47V46H146ZM165 47V46H164ZM210 47V46H209ZM217 47H224V46H221V45H217ZM235 47V45H234ZM29 48H33V47H29ZM36 48V46H35ZM63 48V47H62ZM81 48V46H80ZM134 48V47H133ZM132 48V49H133ZM150 48V47H149ZM155 48H158L159 50H161L159 47H156ZM212 48V49H213ZM226 48V46L224 47ZM223 48V49H224ZM236 48V47H235ZM239 48V47H238ZM116 49V48H114ZM153 49V48H152ZM164 49V48H163ZM84 50V49H82ZM86 51H88L87 49H85ZM117 50V49H116ZM130 50V49H129ZM135 50V49H134ZM132 50V53H134L135 51ZM165 50V49H164ZM218 50V49H216ZM225 50V49H224ZM228 50H231V49H228ZM28 51H30L29 55L27 57H29V63H27L29 65V69L31 70V73H33L34 75H36L37 77V81L39 82L40 86L42 89L45 90V92L50 95L52 101H53V104H54V109L53 111L55 110V112L57 113V117H58V121H59V124H62L61 127L62 131L64 132V135H66L67 137V141H69L70 145H72V149L76 151V153H78L80 155V157L82 158L83 160V164H85V172L86 173V181L87 184H88V188L90 189L89 193H91L92 195V209L95 211V213L97 212V214L103 219V222L102 224H104L105 220L107 221H110L111 223L115 224L118 228L124 230L128 235L129 237H133V239L135 240H139L140 237H142L141 239H143L144 241H146V244L145 242L143 241L141 244H135V245H138V251L139 252H147L149 253L150 255L153 254V249H156L157 250H160L162 251V253H164L165 256H168L170 257L171 260H173L175 262V264H264V261L262 260L264 257H263V253H262V248L260 247V245L258 243H255V246H251V244L248 246L249 248H245L244 246L247 245V244H243V246H240L238 243H234V241H231V239L229 240L228 239V233L222 229L219 228V226L222 224V222H219V220L217 219L216 216H213L212 215V212L213 213H217V212H221V210L219 209L218 207V204H219V201L220 199L222 200H225V201H228L229 202V199H233V201L237 202L238 205H240L241 207H244L246 205H248V202L246 201V197L244 198L242 195L243 194H239L238 191L236 189H234L233 187H230V186H227V187H223V186H220V180L221 178L219 179V183L216 181V175L214 178L213 175H212V169L211 166L209 163H206L202 161V159L200 160V164H198L200 167H201V173L200 171H198L197 169V163L195 162V165H193L192 163L190 164V160L188 161V159L185 158L186 156V152L184 151H181L179 150L177 147H175L172 142H169L168 140L169 137L165 138V136H169L171 133H177L179 134V132H181L182 128H181V125H178V122L177 120H172L171 118L168 119V115L166 114V112L163 110L165 108H168L169 106L171 107V105L173 104H169L168 106L163 99L161 97V94L164 93L162 92L160 94V90L156 87L158 86L157 83H154L152 84L151 80L150 79V75L152 76V74L150 73V75H141V73H143V71H140V77L146 82V93H147V96H148V101L147 100H144L143 102L141 103H134V101L132 100L131 98V94L128 93V91L126 92L128 94V96L126 97H122L121 95H119V93H113V92H110L109 94L107 93L106 96L102 95V93H99L97 90L95 91H91L92 93H89L91 96H93V100L95 101V107H90L89 105H83V103H79L81 101H76V95L74 96V93H73V87L76 86L74 84L72 78L69 74V72L66 71V73H59L58 71V75L56 74V76H59L61 77L60 79H62V83L66 84L64 86V89H65V94L69 97V99L71 98V96L73 95L74 98H75V102L73 103H69V101L67 100H63L61 98H58V96H56V94H58V88L56 86V84L54 83V78H53V73L50 74L51 70L50 68H52V63L49 62V64L47 62H45L44 60V56L41 57V54H39L38 52H36L34 49H28ZM77 51H78V48H77ZM105 51V52H106ZM182 51V50H181ZM186 51V50H185ZM65 52V51H64ZM82 52V51H81ZM85 52V51H84ZM162 52V53H161ZM164 51H160V55H164L165 54L163 53ZM167 52V51H166ZM183 52V51H182ZM192 52V50H191ZM213 52V50L211 51ZM214 52H215V48H214ZM88 53V52H85V54ZM110 51H108V53L106 52V56H109L110 55ZM119 53V52H118ZM158 53V52H157ZM155 52V54H157ZM180 53V52H179ZM184 53V52H183ZM216 53H219V52H215ZM92 54V53H91ZM130 54V53H129ZM168 54V52H167ZM186 54V52L184 53ZM183 54V55H184ZM198 54V53H197ZM220 54V53H219ZM224 54V53H223ZM226 54V53H225ZM224 54V55H225ZM89 55V54H88ZM85 56V59L86 58H90V56L88 57ZM104 55V56H105ZM142 55V54H141ZM200 55V54H199ZM197 55V56H199ZM62 56V55H61ZM64 57H66L65 55H63ZM131 56V55H130ZM172 56V55H171ZM187 56V55H185ZM63 57V58H64ZM83 57V56H82ZM94 57V56H92ZM121 57V56H120ZM126 57V55H125ZM132 57V56H131ZM173 57V56H172ZM67 58V57H66ZM113 58V56H111V59ZM115 58V57H114ZM123 58V57H122ZM168 58V56L166 57ZM200 58V57H199ZM198 58V59H199ZM203 58V57H202ZM201 58V61H205L206 59L202 60ZM54 59V58H53ZM68 59V58H67ZM95 59V58H93ZM109 59V58H108ZM169 59V58H168ZM167 59V60H168ZM174 59V60H175ZM237 60H239L237 57L235 58ZM65 60V59H63ZM69 60V59H68ZM81 60H84L83 58ZM88 60V59H87ZM91 60V58H90ZM115 60H117V58H115ZM115 60H113V62H115ZM148 60V59H147ZM160 60V59H159ZM166 60V61H167ZM175 60V61H176ZM208 60V59H207ZM28 61V60H27ZM109 61V60H108ZM171 61V60H170ZM169 61V63H170ZM174 61V62H175ZM176 61V62H177ZM200 61V59H199ZM198 61V62H199ZM236 61V60H235ZM72 62V61H70ZM85 62V60H84ZM91 62V61H90ZM112 62V61H111ZM162 63V61H160ZM192 62V61H191ZM208 62H211L210 60L207 61ZM249 62V61H248ZM247 62V63H248ZM10 63V61H9ZM200 63V62H199ZM71 64V63H70ZM83 64V63H82ZM87 64V63H86ZM85 64V66H86ZM117 64V63H115ZM177 64V63H176ZM203 64V62H202ZM206 64V61L205 63ZM212 64V63H211ZM222 64V63H220ZM225 64V63H223ZM251 64V63H249ZM89 64H87V67H88ZM114 65V64H113ZM149 65V64H147ZM210 65V64H208ZM207 65V66H208ZM252 67L253 65H256V64H251ZM251 65H249L251 67ZM95 66V65H93ZM112 66V65H111ZM118 66V65H116ZM120 66V65H119ZM199 66V65H197ZM169 67H171L169 65ZM193 67V66H192ZM200 67V66H199ZM255 67V66H254ZM54 68H57V70H60L58 69V67H55ZM112 68V67H111ZM117 68V67H116ZM119 69H121L122 67H118ZM179 68V66H178ZM196 68V67H195ZM53 69V68H52ZM166 69V68H165ZM173 69V68H172ZM175 69V67H174ZM182 69H180L182 71ZM194 69V67H193ZM199 69V68H198ZM201 69V68H200ZM49 70V71H48ZM56 70V69H55ZM62 70V69H61ZM97 70V69H96ZM102 70V69H101ZM116 70V69H115ZM118 70V69H117ZM123 70V69H122ZM125 70V69H124ZM176 70V69H175ZM197 70V69H196ZM249 70V69H248ZM147 71V70H146ZM144 71V72H146ZM202 71V70H201ZM255 71V70H254ZM253 71V72H254ZM53 72L54 69H53ZM98 72V71H96ZM102 72V71H100ZM122 74L125 72L121 71ZM128 70H127V74H128ZM178 72V71H177ZM193 72V71H192ZM191 72V74H193ZM203 72H205L203 70ZM56 73V72H55ZM54 73V74H55ZM68 73V74H67ZM92 73V72H90ZM89 73V74H90ZM103 73V72H102ZM159 73V72H158ZM168 73V72H167ZM169 73L170 75L173 77L174 74H173V71H171V69H169ZM175 74L176 71L174 72ZM183 73V71L181 72ZM196 73V71H195ZM199 73V71L197 72ZM209 73V72H208ZM256 73V72H255ZM72 74V73H71ZM93 74V73H92ZM98 74V73H97ZM136 74V73H135ZM138 74V73H137ZM144 74V73H143ZM184 74V73H183ZM202 73L200 72V75ZM249 74H250V71H249ZM252 74V73H251ZM258 74V73H257ZM262 74V73H261ZM75 75V74H74ZM83 77H86V74H82ZM129 75V74H128ZM160 75V74H159ZM158 75V76H159ZM195 75V74H193ZM191 76L190 78H194V76ZM253 75V74H252ZM256 75V74H255ZM73 76V75H72ZM99 76V75H98ZM103 76V75H101ZM136 76V75H135ZM139 76V75H138ZM157 76V75H156ZM171 76H169L171 78ZM188 76V75H187ZM186 76V77H187ZM190 76V75H189ZM199 76V75H198ZM202 76V75H201ZM200 76V78H201ZM258 76V75H257ZM32 77V76H31ZM118 77V76H117ZM131 77V76H130ZM137 77V76H136ZM160 77V76H159ZM197 77V76H196ZM208 77V76H207ZM253 77L255 78V76L253 75ZM252 77V79H253ZM104 78V76H103ZM133 77H131V80H132ZM135 78V77H134ZM153 78V77H152ZM176 78V77H174ZM183 78V77H182ZM189 78V77H187ZM190 79V81L192 82V80L194 79ZM199 78V77H198ZM200 78H199V81H200ZM210 78V77H209ZM207 78V79H209ZM25 79V78H24ZM121 79L122 81L125 83L126 86H130V84H127V80H129L128 76L125 74H123L121 76ZM121 79L120 82H121ZM158 79V78H157ZM173 79V78H172ZM184 79V78H183ZM213 79V78H212ZM215 79V78H214ZM257 79V77L255 78ZM262 79V78H261ZM5 80H9L10 82H16L14 81V77L11 73V70L9 68V64L7 63V61L5 59H3L1 56H0V89H9L11 91H14L16 92L15 89H18L16 86V84L14 83H11V84H7V83H4ZM73 80V81H72ZM87 83L90 82L92 84V82H94V79H86ZM135 80V79H133ZM132 80V81H133ZM151 80V81H150ZM205 80V79H204ZM218 80V79H217ZM258 80V79H257ZM36 81V83H38ZM131 81V82H132ZM136 81V80H135ZM159 81H162L159 79ZM166 81V80H165ZM203 81V79H202ZM211 81V80H210ZM213 81V80H212ZM263 82V80H261ZM59 82V81H58ZM78 82V81H77ZM130 82V81H129ZM143 82V81H142ZM141 82V83H142ZM155 82V80H154ZM163 82V81H162ZM170 82V81H169ZM195 83V80L193 81ZM228 82V81H227ZM113 83V80L112 79H108L106 82H102V83H99L97 86H98V89L100 87L102 88H106L111 84ZM176 83H177V80H176ZM201 83V82H200ZM211 83V82H210ZM215 83V82H214ZM213 83V84H214ZM14 86H13V85ZM58 84V83H57ZM63 84V85H64ZM80 84V83H78ZM134 84V83H133ZM132 84V85H133ZM157 84V85H155ZM161 84V82H160ZM171 84V83H170ZM196 84V83H195ZM203 84H206L205 82ZM38 85V84H37ZM59 85V84H58ZM82 85V84H81ZM85 84H83L84 86ZM132 85L130 87H132ZM139 85V84H137ZM155 85V86H154ZM175 85H178V86H183L181 84L180 81H178L177 84ZM189 85V84H188ZM198 85V83H197ZM197 85H194L197 87ZM221 85V84H220ZM226 86V84H224ZM39 86V85H38ZM37 86V87H38ZM73 86V87H72ZM82 86V88H83ZM86 86V85H85ZM214 86V85H213ZM232 86V85H231ZM230 86V87H231ZM12 87H15L14 89ZM60 87V86H59ZM89 87V86H88ZM91 87V86H90ZM141 87V85H140ZM139 87V88H140ZM161 87V85H160ZM159 87V88H160ZM163 87V85H162ZM167 87V86H166ZM191 86L189 85V88ZM233 87V86H232ZM119 88V87H118ZM168 88V87H167ZM188 87H185L183 91L186 90H189ZM193 88V87H192ZM191 90L193 91L194 89ZM214 88V87H213ZM218 88V87H217ZM243 89V87H241ZM76 89V87H75ZM80 89V88H79ZM78 89V90H79ZM85 89V88H83ZM141 89V88H140ZM169 89V88H168ZM172 89H173V86H172ZM226 89V88H225ZM233 89V88H232ZM241 89V90H242ZM245 89V88H244ZM19 90V89H18ZM22 90V88H21ZM77 90V91H78ZM125 90V89H124ZM160 92H159V91ZM178 90V88H177ZM189 90V91H191ZM211 90V89H210ZM219 91L223 90V89H218ZM75 91V90H74ZM90 91V90H89ZM131 91V90H130ZM163 91V90H162ZM171 91V90H170ZM213 91H216V88L213 90ZM244 91L247 92V89H245ZM9 92V91H7ZM18 92V91H17ZM61 92V91H60ZM81 95V92L83 93V97L85 96L87 98V96L84 94V92L81 90L79 91ZM179 92V91H178ZM181 92V91H180ZM198 92V91H196ZM211 93H213L212 91H210ZM10 93V92H9ZM20 93V92H19ZM86 93V92H85ZM184 93V92H183ZM186 93H189L186 91ZM191 93V92H190ZM189 93V94H190ZM194 93V92H192ZM199 93V92H198ZM215 93V92H214ZM213 93V94H214ZM219 94L221 92H218ZM11 94V93H10ZM21 94V93H20ZM19 94V96H20ZM145 94V92H144ZM165 94V93H164ZM162 94V95H164ZM180 93H177V95H179ZM206 94V93H205ZM210 94V93H209ZM212 94V95H213ZM12 95V94H11ZM15 95V93H14ZM135 95V94H134ZM188 95V94H186ZM192 95V94H191ZM190 95V96H191ZM233 95V94H232ZM231 95V96H232ZM52 96H55L52 98ZM165 96V95H164ZM184 96H185V93H184ZM183 96V97H184ZM201 96V95H200ZM215 96H218V94ZM256 96V95H255ZM254 96V97H255ZM22 97V96H21ZM82 97V96H80ZM82 97V99H84ZM89 97V95H88ZM138 97V96H137ZM180 97L182 98V92L180 94ZM178 97V98H180ZM186 97V96H185ZM188 97V96H187ZM186 97V98H187ZM192 97V96H191ZM190 97V98H191ZM194 97V96H193ZM221 97V96H220ZM17 98V97H16ZM15 98V99H16ZM169 98V97H168ZM180 98V99H181ZM185 98V99H186ZM189 98V99H190ZM200 98V97H199ZM212 98V96L210 97ZM218 98V97H217ZM225 100L226 97H223ZM237 98V97H236ZM72 99V98H71ZM77 99H79V97H77ZM89 99V98H88ZM171 99V98H170ZM188 99V98H187ZM188 99V100H189ZM194 100V98H191ZM228 99H229V96H228ZM227 99V102H230L231 103V100L228 101ZM233 99V98H232ZM17 100V99H16ZM85 100V99H84ZM90 100V99H89ZM141 100V99H139ZM166 100V99H165ZM173 100V99H172ZM176 100V99H175ZM184 100V99H182ZM201 100V98H200ZM204 100V99H203ZM207 100V99H206ZM205 100V101H206ZM215 100V99H214ZM25 101V99H24ZM67 101V102H66ZM168 101V99H167ZM181 101V100H180ZM190 101V100H189ZM218 101V100H217ZM219 101H220V98H219ZM235 101V98L232 100V102ZM240 101V100H239ZM10 102V101H9ZM21 102H22V99H21ZM20 102V103H21ZM27 103V101H25ZM145 102H150L151 105L154 106L155 110L158 111L159 115H161L162 117V120H163V123L165 121V123H167V126L169 127L170 126V129H167L166 127L162 126V125H159V124H156L152 119V116H150L149 114V111L147 110L146 106H145ZM171 102V101H170ZM183 102V101H182ZM187 102V101H185ZM184 102V103H185ZM191 102V101H190ZM207 102V101H206ZM222 102V101H220ZM189 102H187L188 104ZM199 103H203L202 100L201 102ZM216 103V102H215ZM235 103V102H234ZM10 104V103H9ZM85 104V103H84ZM144 104V105H143ZM193 104V103H192ZM191 104V105H192ZM221 104V103H220ZM224 104V103H223ZM228 104V103H226ZM239 104V103H236V105ZM243 104V103H241ZM52 105V104H51ZM180 105V104H179ZM195 105V104H194ZM193 105V107H194ZM205 103L202 104L203 106V110L204 112L207 111V108L208 106L205 107ZM234 105V106H236ZM13 106H15L13 104ZM27 106V105H26ZM85 108V109H88V111H92V110H96V111H99L101 113H103L106 118H105V123L106 124H99L98 122H95L94 120V129L97 130V132H101L102 133V136L104 135V138H95L93 137L94 135H96V132L95 134L93 135V133L91 134L89 131L88 132H83V131H79L78 129H76V127L79 125H77V120L75 118H73L72 116H70L68 114L69 111H78L79 108L81 107ZM87 106H89V108H87ZM166 106V107H164ZM201 106V107H202ZM227 106V105H226ZM229 106V104H228ZM239 106V105H238ZM238 106H236L238 108ZM241 106V105H240ZM239 106V110L242 111V108H240ZM244 106V104H243ZM18 107V106H17ZM79 107V108H77ZM164 107V109L161 111V108ZM174 107V106H173ZM173 107L170 108V111L171 113H173ZM182 107V105H181ZM188 109H190L189 105L186 106ZM235 107V110H237ZM14 108V107H13ZM53 108V106H52ZM176 108V107H175ZM174 108V109H175ZM183 108V107H182ZM192 108V107H191ZM196 108L198 109V107L196 106ZM200 108V107H199ZM92 109V110H91ZM153 109V108H152ZM169 109V108H168ZM213 109V108H212ZM225 109V108H224ZM230 109V106L229 108ZM231 109H233L231 107ZM244 109V108H243ZM33 110V109H31ZM178 110V109H177ZM176 110V111H177ZM183 110V109H182ZM193 110V109H192ZM199 110V109H198ZM227 110V109H226ZM262 110V109H261ZM154 111V110H153ZM169 111V110H168ZM180 111V110H179ZM190 111V110H188ZM194 111V110H193ZM197 111V110H196ZM201 111V110H199ZM212 111V110H211ZM214 111V110H213ZM228 111V110H227ZM245 110H243L244 112ZM35 112V111H34ZM73 112V113H74ZM181 112V111H180ZM198 112V111H197ZM203 112V111H202ZM203 112V113H204ZM210 112V111H209ZM207 111V113H209ZM223 112V111H222ZM221 112V113H222ZM226 112V111H225ZM231 112V111H230ZM238 112V111H237ZM242 112V113H243ZM86 113V112H85ZM91 113V112H90ZM94 113V112H93ZM169 113V112H168ZM170 113V114H171ZM175 113V112H174ZM178 111L175 113L177 114ZM182 113V112H181ZM194 113V112H193ZM192 113V114H193ZM220 113V112H219ZM218 113V114H219ZM229 113V112H228ZM233 113V112H232ZM30 114H31V111H30ZM191 114V115H192ZM212 114V113H211ZM86 115V114H85ZM153 115V114H152ZM172 115V114H171ZM182 115V114H181ZM213 115V114H212ZM222 115V114H221ZM243 115V114H242ZM77 116V115H76ZM83 116V115H82ZM93 116V115H91ZM173 116V115H172ZM178 116V115H177ZM223 116V115H222ZM56 117V116H55ZM89 117V116H88ZM99 117V116H98ZM160 117V116H159ZM214 117V115H213ZM33 118V117H32ZM81 118V117H80ZM104 118V117H103ZM179 118V116H178ZM177 118V119H178ZM27 119V118H26ZM57 119V118H56ZM217 119V123H218V118H215L214 117V120ZM104 120V119H103ZM191 120V119H190ZM225 120H227V122H229L228 118L226 117ZM57 121V120H56ZM82 121V120H81ZM86 121V120H85ZM168 121V122H166ZM186 121V120H185ZM185 121H182V122H185ZM189 121V120H188ZM231 121V120H230ZM35 122V120H34ZM162 122V121H161ZM190 123L192 121H189ZM195 122V121H194ZM219 122H220V119H219ZM223 122V121H222ZM36 123V122H35ZM162 123V124H163ZM164 123V124H165ZM189 123V125H190ZM232 123V121L230 122ZM30 124V123H29ZM82 124V123H81ZM93 124V123H92ZM118 124V125H116ZM181 124H184V123H181ZM197 124V123H196ZM229 124V123H228ZM234 125H237L233 122ZM28 125V124H27ZM136 126L137 127V131H136V135L138 136L137 139L135 141V137L134 135L130 134L131 132H129V130H132L130 129L131 126ZM195 125V124H194ZM218 125V124H217ZM216 125V126H217ZM220 125V124H219ZM232 125V124H231ZM229 125V126H231ZM40 126V125H39ZM84 128L86 127L85 125H83ZM90 126V124H89ZM186 125H184L183 127H185ZM188 126V125H187ZM197 126V125H196ZM201 126V124H200ZM228 126V127H229ZM198 127V126H197ZM196 127V128H197ZM204 127V126H203ZM232 127V126H231ZM238 127L240 128V124L238 125ZM242 127V126H241ZM40 128V127H39ZM38 125L35 124V126H30V127H27V134L30 138V141L34 144H37V143H41V135L39 134L38 132ZM83 128V127H82ZM188 128V127H187ZM186 128V129H187ZM195 128V129H196ZM202 128V126H201ZM210 128V127H208ZM219 128V127H218ZM243 128V127H242ZM90 129V127H89ZM184 129V128H183ZM198 129V128H197ZM204 130H206V128L204 127L203 128ZM234 129H236V126L234 127ZM246 129V128H245ZM243 130L242 131H246V130ZM86 130V128L84 129ZM208 130V129H207ZM210 130V129H209ZM213 130V129H212ZM232 130V129H231ZM72 131V132H71ZM188 131V130H185V132ZM192 131V130H191ZM197 131V130H195ZM199 131V130H198ZM203 131V130H202ZM202 131L200 133H202ZM152 132L154 133V135L152 134ZM206 132V131H205ZM71 133H74L76 135V138L79 140V141H82L84 143H87L86 142V138L85 137H90L91 139L93 138V141L98 144L97 146H99L98 148H94L95 151H99L100 147L106 144H104V139L105 137H108V138H111L113 140V142H115L114 144H111V148L109 149V152L105 153L104 154V157H100V156H97L95 153H92L90 151H86L83 147H79L78 145H75V143L70 139V134ZM213 133H215L213 131ZM135 134V132H134ZM152 134V135H151ZM195 134V133H194ZM199 134V133H198ZM207 134V132H206ZM252 134V133H251ZM182 136H185L186 135L183 133H181ZM247 135V133H246ZM245 133H244V136H246ZM85 136V137H84ZM241 136V135H240ZM100 137V136H99ZM192 137V136H191ZM190 137V138H191ZM194 137H198V135H195ZM200 137V136H199ZM204 137V136H203ZM249 137V136H248ZM154 138L155 140L154 141H151V139ZM188 138V137H187ZM211 139H208V140H211V142L213 143L212 145L215 146L214 144H218L220 138L221 140L224 139L223 137H220L219 139L218 138H215V137H212L210 136ZM98 139V140H97ZM110 139V140H111ZM182 139V138H181ZM186 139V138H185ZM184 139V140H185ZM200 139V138H198ZM249 139V138H248ZM252 139V138H251ZM192 140V139H190ZM193 140H196V138ZM226 140H228L226 138ZM225 140V141H226ZM255 140V139H254ZM205 141V140H204ZM207 141V140H206ZM231 141V140H230ZM183 142V141H182ZM189 142V141H188ZM195 142H198V141H195ZM203 142V141H202ZM209 142V141H208ZM229 142V141H228ZM250 142V141H249ZM255 143V141H253ZM18 143V142H17ZM94 143V144H95ZM107 143V142H106ZM179 143V142H178ZM200 143V142H198ZM242 143V142H241ZM252 143V141L250 142ZM253 143V145H255ZM115 144H118L120 145V151L121 154H116V145ZM205 143H203L204 145ZM83 145V144H82ZM86 145V144H85ZM183 145V144H182ZM186 145V144H185ZM191 145V144H190ZM193 145V144H192ZM211 145V146H212ZM263 145V144H262ZM91 146V145H90ZM95 146V145H94ZM154 146H158V149L157 148H154ZM209 146V144L207 145ZM206 144L204 147H207ZM212 146V147H213ZM241 146V144H240ZM256 146V145H255ZM107 147H108V144H107ZM183 148V146H181ZM186 147V146H185ZM210 147V146H209ZM207 147V148H209ZM216 147V146H215ZM218 147H219V144H218ZM226 147V146H225ZM242 147V146H241ZM257 147V146H256ZM261 147V146H260ZM83 148V149H82ZM222 148V147H219V149ZM263 148V146H262ZM91 149H93L91 147ZM186 149V148H185ZM214 149V148H213ZM216 149V148H215ZM224 149V147L222 148ZM243 149H244V152L246 154H248V157H249V154L252 156L253 159H260V161H262V159L264 158V156L260 153L259 151V156L260 154L263 156V158H260L262 156H255L253 155V150L251 149V146L247 143H244L243 144ZM242 149V150H243ZM260 149V148H259ZM264 149V148H263ZM102 150V149H101ZM106 150V149H105ZM204 150V148H203ZM210 150V149H208ZM224 150H227V149H224ZM166 152L169 156V160H170V163L168 162V164H165L164 163V160L162 158V153L163 152ZM257 151V152H258ZM242 151V153H244ZM101 153V152H100ZM99 153V154H100ZM221 153V152H220ZM227 152H225L226 154ZM191 154V153H190ZM224 154V153H223ZM222 154V155H223ZM224 154V155H225ZM228 154V153H227ZM258 154V153H257ZM165 155V154H164ZM192 156V155H190ZM228 156V155H227ZM78 157V156H77ZM195 157V156H194ZM247 157V158H248ZM120 160V159H124V160H127V161H133V163L135 162L136 164L139 163V161L142 163L144 162V165L145 163L147 162L148 163V167L150 168L149 170L151 171V173L149 172H144L143 169L141 171H138V172H132L131 170H127L126 167H124L123 165H120V164H114L113 162L111 161H108L107 159H117ZM228 158V157H227ZM198 159V158H197ZM251 159V160H253ZM9 160V159H8ZM187 160V161H186ZM193 160V159H191ZM230 160V159H229ZM120 161H123V160H120ZM195 161V159L193 160ZM258 161V160H257ZM118 162V161H117ZM129 162V163H130ZM189 162V163H188ZM199 162V160L197 161ZM213 162V161H212ZM254 162V161H253ZM127 163V162H125ZM124 163V164H125ZM194 163V162H193ZM223 163V162H221ZM256 163V162H255ZM259 163V162H258ZM261 163V162H260ZM82 164V165H83ZM132 164V163H131ZM262 164V163H261ZM128 165V164H127ZM216 165V164H215ZM222 165V164H221ZM229 165V164H228ZM133 166V165H132ZM218 166V165H217ZM224 166H225V163H224ZM232 166V165H231ZM230 166V167H231ZM261 166V165H260ZM259 166V167H260ZM199 167V168H200ZM214 167V166H213ZM222 167V166H221ZM22 168V167H21ZM147 169V166L145 167ZM225 169H227V165L224 167ZM134 169V168H133ZM137 169V168H136ZM224 169V170H225ZM232 169V168H231ZM261 169V168H260ZM140 170V168L138 169ZM164 170H168L174 180L173 184L169 183L168 181L164 182L160 177H157V175L155 174H152L154 172L156 173H162V171ZM263 170V169H262ZM262 170H261V174H262ZM4 171V170H3ZM131 171V172H130ZM135 171V170H134ZM229 173L228 170H225ZM234 171V170H232ZM6 172V171H4ZM165 172V171H164ZM163 172V173H164ZM215 172V171H214ZM213 172V173H214ZM217 172V171H216ZM256 172V171H255ZM162 173V175H163ZM258 174H260L259 172H256ZM264 173V171H263ZM114 174V175H113ZM199 174H204L202 175L201 178H204L206 179L207 181V184H208V187H204V185H207V184H203L202 186L200 184L197 183L196 181V178H197V175ZM215 174V173H214ZM8 176H6L5 178V182L8 184H3L5 185L4 187L6 188H3V190H5L8 194L6 202L7 203H13L15 206H17L21 212L20 214V217L24 220H29V221H35L37 222V225L39 226V231L41 233H44V234H48L52 237H54V233H58V234H61L63 236H67V237H74V236H79L81 233H82V229H81V224L80 222L83 221H79V218L76 217V216H73L72 214H68L66 211H61V215H54L50 213L49 209L46 211V210H43L41 209V207L39 208L38 205H36V202H35V199L37 198H41L42 196H44V198H46L47 200H49L51 197H52V194L54 193V191H56V188H55V178L52 176V175H44L38 171H36L35 169H28V168H22L20 170H17V172L15 173L14 171V174H7ZM159 175V174H158ZM227 175V174H226ZM229 175V174H228ZM234 175V174H233ZM257 175V174H256ZM3 177V176H2ZM200 177V175L198 176ZM220 177V176H219ZM218 177V178H219ZM257 177V176H256ZM255 177V178H256ZM262 177V176H261ZM260 177L256 178V179H259V180H262ZM217 178V180H218ZM223 180V179H222ZM2 181V180H1ZM203 181V179H202ZM256 181V180H255ZM264 181V180H263ZM205 182V181H203ZM223 182V181H222ZM201 183V182H200ZM58 184V182H57ZM180 184H184V185H187V188H188V196L189 197H184L180 191ZM224 184V182H223ZM226 184V183H225ZM259 184V183H258ZM261 184V183H260ZM60 185V184H59ZM62 185V184H61ZM222 185V184H221ZM234 185V184H233ZM235 186V185H234ZM237 186V185H236ZM61 187V186H60ZM182 187V186H181ZM264 187V186H263ZM186 188V189H187ZM63 189V188H62ZM212 189V190H211ZM60 190V189H58ZM88 190V189H87ZM240 190V189H239ZM244 190V189H243ZM241 191V190H240ZM2 192V191H1ZM61 192V191H60ZM242 193V192H241ZM2 194H4L2 192ZM60 194V193H59ZM6 195V194H5ZM200 197L202 198V204L200 205V203H195L193 201L197 200V199H200ZM249 197H252V196H249ZM1 198V197H0ZM54 199V198H53ZM55 200V199H54ZM60 200V199H59ZM253 200V199H252ZM3 201V199H2ZM223 202V201H221ZM234 202V204H235ZM247 202V204H246ZM250 202V201H249ZM4 203V201H3ZM2 203V204H3ZM77 203V202H76ZM230 203H231V200H230ZM253 203V202H251ZM255 203V202H254ZM256 204V203H255ZM222 205V204H220ZM232 205V204H231ZM4 206V204H3ZM230 206V205H229ZM239 206V207H240ZM253 206V205H252ZM251 206V207H252ZM257 206V204H256ZM255 206V207H256ZM6 207L7 204H6ZM222 207V206H221ZM234 207V205H233ZM233 207H230L231 209ZM67 208V207H66ZM7 209V208H6ZM229 209V208H228ZM245 209V208H244ZM251 210V208H248L246 210ZM259 208H256L255 210H257ZM1 210H2V214H1ZM0 210V225H1V216L4 215L6 213V211L4 209L1 208ZM83 210V209H82ZM238 210V209H237ZM260 210V209H259ZM59 211V210H58ZM56 211V212H58ZM241 211V210H240ZM252 211V210H251ZM250 211V212H251ZM19 212V211H18ZM53 212V211H51ZM78 212V211H77ZM84 212V211H83ZM226 212V211H225ZM238 212V211H237ZM243 213V211H241ZM240 212V213H241ZM254 212V211H253ZM260 212V211H258ZM65 213V214H64ZM249 213V212H248ZM264 213V212H263ZM263 213H262V216H263ZM9 214V213H7ZM5 214V215H7ZM244 214V213H243ZM76 215V214H75ZM96 215V214H95ZM215 215V214H214ZM247 215V214H246ZM257 211H256V216H257ZM252 216V215H251ZM231 217V218H229ZM228 218L229 219H232L231 221L233 222V216H229ZM236 217V216H235ZM234 217V218H235ZM261 217V215H260ZM4 218V217H3ZM219 218V217H218ZM253 218V217H252ZM258 218V217H257ZM36 219V220H34ZM46 219V220H45ZM82 219V218H81ZM4 221V219H2ZM253 221V219H251ZM251 220H250V223H251ZM261 220L264 222V217H261ZM101 221V219H100ZM221 221V220H220ZM256 221V220H254ZM234 222H235V219H234ZM249 222V221H248ZM258 222V221H257ZM202 223H208L210 224L211 226H218V228H215L213 227V229H204V228H200L199 225L202 224ZM229 223V222H228ZM91 224V222H90ZM109 224V223H108ZM263 225V224H261ZM233 226V225H232ZM259 227V225H257ZM264 226V225H263ZM236 227V226H235ZM256 227V226H255ZM99 228V227H98ZM105 228V227H104ZM119 229V230H120ZM254 229V227L252 228ZM255 230H259L258 228L255 229ZM262 230V228H261ZM95 231V230H94ZM101 231V230H100ZM5 233V232H4ZM122 233V232H121ZM124 233V234H126ZM158 233L159 235L156 236L155 234ZM127 235V236H128ZM185 235L191 237L188 238L186 237ZM140 236V237H139ZM233 236V235H232ZM231 236V237H232ZM234 237V236H233ZM238 238V237H237ZM127 239V238H126ZM132 239V238H130ZM132 243H134L133 240H131ZM236 241V240H235ZM255 241V240H254ZM62 242V241H61ZM129 242V241H128ZM137 242V241H136ZM141 242V241H140ZM138 242V243H140ZM242 242V241H241ZM248 242V241H247ZM238 244V245H237ZM97 245V244H96ZM148 245V246H147ZM132 246V245H131ZM251 246V247H250ZM149 247H152L153 249H149ZM136 248V247H135ZM161 254V253H159ZM145 255V254H144ZM149 255V256H150ZM157 255V259H159L158 257V254H157V251L155 252V256ZM146 256V255H145ZM144 256V257H145ZM154 256V254H153ZM162 257L165 259L166 261V257L163 256L162 254ZM160 256V258H162ZM199 257V258H198ZM105 259V258H104ZM168 259V260H170ZM107 260V259H106ZM162 260V259H161ZM160 259L158 260L159 263H163ZM167 260V261H168ZM170 260V261H171ZM103 261V260H102ZM164 261V262H165ZM169 261V262H170ZM172 261V263H173ZM171 263V262H170ZM170 263H163V264H170Z\"/></svg>", "mask_w": 264, "mask_h": 264}]
</instances>
